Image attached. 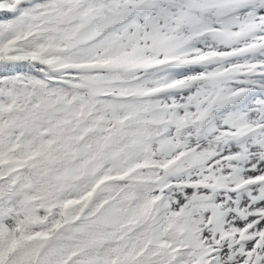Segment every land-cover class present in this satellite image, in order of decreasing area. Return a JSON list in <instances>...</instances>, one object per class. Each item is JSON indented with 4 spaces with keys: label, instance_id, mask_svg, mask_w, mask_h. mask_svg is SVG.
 I'll return each mask as SVG.
<instances>
[{
    "label": "snow or ice",
    "instance_id": "1",
    "mask_svg": "<svg viewBox=\"0 0 264 264\" xmlns=\"http://www.w3.org/2000/svg\"><path fill=\"white\" fill-rule=\"evenodd\" d=\"M0 264H264V0H0Z\"/></svg>",
    "mask_w": 264,
    "mask_h": 264
}]
</instances>
